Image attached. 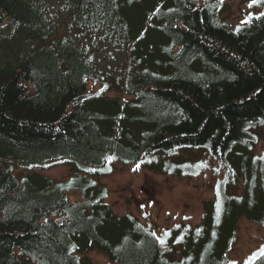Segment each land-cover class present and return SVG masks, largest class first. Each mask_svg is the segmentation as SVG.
<instances>
[{
	"label": "trees",
	"instance_id": "trees-1",
	"mask_svg": "<svg viewBox=\"0 0 264 264\" xmlns=\"http://www.w3.org/2000/svg\"><path fill=\"white\" fill-rule=\"evenodd\" d=\"M249 3L232 24L223 0H0V264H264V244L231 257L241 219L264 227V0ZM212 160L225 177L197 226L159 233L107 202L118 164L184 177ZM58 164L71 176L46 174Z\"/></svg>",
	"mask_w": 264,
	"mask_h": 264
},
{
	"label": "rangeland",
	"instance_id": "rangeland-1",
	"mask_svg": "<svg viewBox=\"0 0 264 264\" xmlns=\"http://www.w3.org/2000/svg\"><path fill=\"white\" fill-rule=\"evenodd\" d=\"M223 1L228 6L223 17L232 24L240 23L250 13V0ZM112 95L122 98L116 93ZM206 157L201 161L206 162L209 158ZM197 158V153H194L192 162ZM209 165L207 171H200L196 176L182 177L118 164L112 174L102 178L111 192L107 202L116 215L133 214L159 233L180 223L197 226L202 222L205 205L215 198L216 182L225 177L223 170L215 174L219 168L217 162L212 160ZM73 170L70 164H58L46 174L53 179L64 180L71 176ZM262 244L264 227L243 218L238 223V241L231 257L242 262ZM88 256L95 263L110 264L108 257L98 251Z\"/></svg>",
	"mask_w": 264,
	"mask_h": 264
},
{
	"label": "snow or ice",
	"instance_id": "snow-or-ice-1",
	"mask_svg": "<svg viewBox=\"0 0 264 264\" xmlns=\"http://www.w3.org/2000/svg\"><path fill=\"white\" fill-rule=\"evenodd\" d=\"M257 2H258V0H253V3H257ZM249 6L251 7V5H249ZM260 15L264 16V13H261ZM256 18H259V17H256ZM242 22L243 23H248V22H250V20L246 19L245 21H242ZM106 159L110 162L111 160L115 159V157H107ZM137 167H139V165H137ZM85 170L91 172V171H95L96 169L88 168V169H85ZM110 170L111 169H109V171ZM152 235H155V233H152ZM164 235L167 236L168 233H165ZM158 239H159V242H160L161 245L165 244V240L163 238H158ZM258 254L261 255V256H264V248H262ZM255 255L256 254H254L253 258H255Z\"/></svg>",
	"mask_w": 264,
	"mask_h": 264
}]
</instances>
